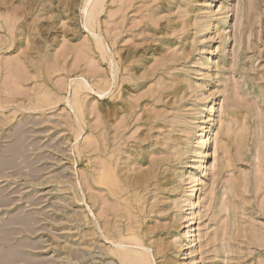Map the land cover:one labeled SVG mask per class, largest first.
<instances>
[{
    "label": "rangeland",
    "instance_id": "obj_1",
    "mask_svg": "<svg viewBox=\"0 0 264 264\" xmlns=\"http://www.w3.org/2000/svg\"><path fill=\"white\" fill-rule=\"evenodd\" d=\"M127 252L264 264V0H0V264Z\"/></svg>",
    "mask_w": 264,
    "mask_h": 264
},
{
    "label": "bare ground",
    "instance_id": "obj_2",
    "mask_svg": "<svg viewBox=\"0 0 264 264\" xmlns=\"http://www.w3.org/2000/svg\"><path fill=\"white\" fill-rule=\"evenodd\" d=\"M89 3V2H88ZM104 87V86H103ZM47 94V93H46ZM48 95V94H47ZM46 95V96H47ZM45 96V97H46ZM41 97V96H40ZM44 97V96H43ZM42 97V98H43ZM46 99L50 102L51 100V98H45L44 100L46 101ZM41 100H43V99H41ZM47 102V101H46ZM45 102V103H46ZM37 103V102H36ZM40 103H41V101H40ZM50 103H52V102H50ZM78 106V105H77ZM26 124V123H25ZM24 135V134H23ZM21 137V136H20ZM21 142V141H20ZM102 162V161H101ZM102 165V167H103V165L104 166H106V164H101ZM101 167V168H102ZM110 167V166H109ZM109 167H106L105 168V170H104V168H103V170H100L101 172H102V174H100V184L102 183L103 185H106V186H108V185H110V187L111 186H114V185H116V184H118V181H117V179L112 175L113 173H111L110 172V170H108L109 169ZM108 168V169H107ZM100 172V173H101ZM98 184H99V181H96ZM99 184V185H100ZM116 186H118V185H116ZM115 187V186H114ZM109 188V187H108ZM117 190V189H116ZM127 190V189H126ZM121 191H122V189H121ZM115 192V191H114ZM123 192V191H122ZM129 212V211H128ZM131 230H129V232H130ZM132 233V232H131ZM130 233V234H131ZM133 236H135V235H132V238H130V240L131 239H134V238H136V237H133ZM123 239V238H122ZM119 240H121V239H119ZM127 241H128V239H126ZM135 240V239H134ZM131 242H132V240H131ZM136 242V241H135ZM134 242V243H135ZM138 242V241H137ZM120 258H121V260L122 261H133V262H137L138 264H149V262H148V260H147V257H145V256H143V255H140V254H134V253H122L121 255H120Z\"/></svg>",
    "mask_w": 264,
    "mask_h": 264
}]
</instances>
